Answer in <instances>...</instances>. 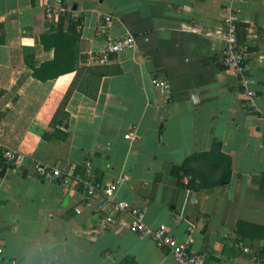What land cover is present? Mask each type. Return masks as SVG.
I'll return each mask as SVG.
<instances>
[{"label": "crops", "instance_id": "0c3cea01", "mask_svg": "<svg viewBox=\"0 0 264 264\" xmlns=\"http://www.w3.org/2000/svg\"><path fill=\"white\" fill-rule=\"evenodd\" d=\"M57 2L82 17L76 56L85 70L41 81L31 67L54 60L40 37L57 31L44 16ZM233 5L251 50L253 108L238 78L218 65L221 0H0V144L50 167L84 172L88 161L104 184L126 175L115 198L145 210L151 228L164 225L180 240L191 234L203 264H262L264 0ZM103 15L111 17L106 35H131L135 48L99 65L103 40L94 34ZM74 80L66 138L43 140ZM180 167L195 179L191 187L173 173ZM99 202L72 182L38 179L27 161L14 170L0 163V264H179L126 217L97 232Z\"/></svg>", "mask_w": 264, "mask_h": 264}, {"label": "built area", "instance_id": "2783aa9c", "mask_svg": "<svg viewBox=\"0 0 264 264\" xmlns=\"http://www.w3.org/2000/svg\"><path fill=\"white\" fill-rule=\"evenodd\" d=\"M235 0H221L222 19L220 29L217 35L223 41V47L218 58V65L225 71H231L239 80L243 93L246 97L247 107H254L256 93L247 87L245 76L248 72V62L251 56L249 46L240 41L238 37L239 17L241 8L235 7ZM65 13H72L65 4L57 2L55 4H46L44 8V16L47 20H56L58 16ZM111 21L109 15L99 17L97 27L95 29V37L103 40V48L101 56L98 58V64L104 65L109 58L124 50L135 48V39L131 35H125L118 38H110L106 35V28ZM154 86L167 89L165 82L153 79ZM126 139L134 140L132 133L125 135ZM27 161L31 164L33 173L38 179L45 181H56L62 184L72 182L84 194L86 200L94 201L99 199L98 212L99 219L97 223V232H105L116 226L126 217L128 227L140 236L148 237L153 244L162 250H167L179 264H203V257L200 252L193 249V238L191 234H187L183 240L177 239L168 233V229L164 225L156 228L149 227L145 222V210L130 205L125 200L115 198L116 190L119 183L128 180L126 175L120 177L119 183H102L97 176L91 172V164L87 161L84 163V172L77 170L75 165L50 167L41 164L38 161L28 159L25 155L16 149L6 148L0 144V163L7 168L13 169L18 167L21 162ZM180 181L186 185L192 179L190 173H180ZM177 221L180 218L176 219ZM239 250L253 256V260L257 259L254 251L245 245L242 241L238 242ZM3 254V245L0 239V257ZM261 262L264 264V242L262 243V251L260 254ZM125 264V263H121Z\"/></svg>", "mask_w": 264, "mask_h": 264}, {"label": "trees", "instance_id": "16d2710c", "mask_svg": "<svg viewBox=\"0 0 264 264\" xmlns=\"http://www.w3.org/2000/svg\"><path fill=\"white\" fill-rule=\"evenodd\" d=\"M75 8H72L74 10ZM57 31L52 35H44L40 37V42L43 48L54 50V60L48 64L41 65L40 68L36 69L31 67L33 77L45 81L48 79H55L68 73L75 72L76 75L83 72L85 69L78 64L76 51L77 43L79 41L80 34L77 28L81 27L82 17L78 15L76 18L72 17L71 14L65 13L62 16L56 18ZM75 85V80L66 90L65 94L61 98L57 105V108L46 127L42 139L47 140L50 138H56L58 140H64L66 138V132L64 129L67 127V113L65 112L66 102L71 95ZM63 129V130H62ZM28 159L33 160L31 154H26L22 151ZM190 173V170L185 167L175 168L173 173L180 179V173ZM194 178L186 184L187 187H191ZM129 264L128 262H122Z\"/></svg>", "mask_w": 264, "mask_h": 264}, {"label": "rangeland", "instance_id": "374dc122", "mask_svg": "<svg viewBox=\"0 0 264 264\" xmlns=\"http://www.w3.org/2000/svg\"><path fill=\"white\" fill-rule=\"evenodd\" d=\"M73 17H74V18H76V17H77V15L75 14Z\"/></svg>", "mask_w": 264, "mask_h": 264}]
</instances>
